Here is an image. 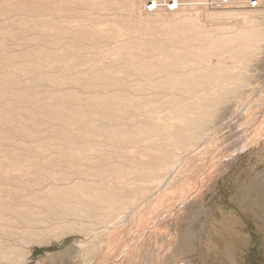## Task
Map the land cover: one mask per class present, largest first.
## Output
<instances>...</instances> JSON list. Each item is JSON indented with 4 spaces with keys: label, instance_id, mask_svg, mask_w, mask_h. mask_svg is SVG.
<instances>
[{
    "label": "bare ground",
    "instance_id": "1",
    "mask_svg": "<svg viewBox=\"0 0 264 264\" xmlns=\"http://www.w3.org/2000/svg\"><path fill=\"white\" fill-rule=\"evenodd\" d=\"M77 1L93 7L120 4L117 0ZM179 1L178 3L182 2V10L179 9L172 17H169L172 10L166 14L165 9H162L164 8L163 5L155 7V11L152 12H156L161 21L148 29V32L145 33L143 30L146 37L123 42L120 43L121 45L115 43L119 51L125 48L126 50L133 49L136 52L131 58L130 66L125 65L126 58L124 59L120 52H116L115 55L109 54L108 59L111 62L116 61L122 66V69L116 73L108 69L106 63L102 61L105 58H102L100 53V56H97L95 54H82L81 50L79 52L81 46L77 45V40V42H67L63 48L60 46L62 49L58 47L60 42H49L52 43L51 47L46 46L43 41V44L38 42L35 48L32 47L33 52L29 54V57L33 55L35 57H28V61H23L21 64L14 62L15 64L13 63L14 65L10 67L11 70L7 72V79L4 78L5 82L2 80L4 83H0V141L8 138L13 141L17 138L35 139L38 135L35 128L38 125H45V129L49 130L56 123L61 124V126L63 124L66 137L64 139L43 140L44 136L37 143L36 140L34 143L28 142L29 139L23 140L24 142L21 144L27 148L25 150L27 152L22 153L24 151H21L22 154L20 155L15 154L17 152L0 149V264H18L20 245L25 244L34 234L43 233L47 230L44 228L47 225V227L52 228H56L59 224L74 227L73 225L77 220L82 219L84 221L86 217H89L84 221L88 222L81 223L80 228L75 226L72 229L84 234H91L109 232L111 223H114L116 228V222L127 220L125 210L129 204L134 205L145 198L143 195L145 192L143 189L141 190L139 184L159 181L161 185V181L164 182V180H166V184L168 182L174 184L175 174L173 178L169 174L175 171L174 168L179 165L177 164L179 159L193 149L197 143H200L208 130L217 128L221 124L223 114L231 108L229 106L236 104L237 99L242 95L244 97L246 93L251 91L253 88L251 86L254 84L252 76L254 75L253 72H250L254 70L253 67L256 68L261 62L264 66V20L258 18L259 15L244 14L241 17L237 11L212 12V17L209 16V18L217 23L218 27L216 30L215 28L211 30L210 26L208 27L209 24H206L207 22H201L189 14L187 7H190L189 4L191 5V3H188L187 0ZM250 1L228 0L225 2V0H219L218 6L220 8L245 7L254 11L264 5V0H259L260 6L252 7ZM172 3L178 5L177 0ZM181 4L177 7H180ZM192 4L195 3L192 1ZM20 6L22 5L20 4ZM37 8L39 7L37 6ZM185 9L186 11L183 12ZM180 13L181 15H178ZM162 18H167V22L169 20L170 24L162 23L164 20ZM39 19L34 21L39 26L50 28L56 24L48 16ZM177 20L179 23H175ZM234 20L235 24L233 25L231 21ZM132 24L134 25V23ZM87 26H78L76 34L81 35L82 29ZM134 27L136 28V26ZM138 28L141 29L140 26ZM13 29L11 28V31ZM63 29L66 28L63 27ZM135 31L138 30L134 29L132 33ZM35 32L38 33L37 30ZM85 33L87 34V32ZM90 33L93 39V37L98 38L100 32L91 31ZM89 38L91 39V37ZM197 41H208V43L206 45L193 44ZM6 46H8L7 42L0 40V48ZM71 52L77 53V56L73 55L75 58H70ZM17 55L19 58V55L22 54L17 53ZM212 55L217 57L216 63L211 61ZM12 59L10 61H13ZM42 59H45V62H48L49 66H53L55 70L72 71L74 68L78 69L83 63L86 64L85 67H90H81L82 69L76 71L75 76L69 75L70 78L63 75V72L58 73L57 70H52L53 73L44 70L45 64ZM244 59L250 62L249 66H244V63L241 64ZM4 63L10 62L3 58V61H0V66H3ZM33 73H35L34 75L37 74L38 77L21 80L22 75L27 77L32 74L33 76ZM68 83L78 85L85 89L84 91L91 87H100L104 92L90 95L71 86L72 89L68 90L63 87L66 91H61L60 88L53 90L52 88L53 92L47 95H42L41 91L39 94L33 92L40 84L60 87L65 84L68 85ZM112 86L115 88L111 91ZM46 88L45 91L47 92L48 89ZM108 89L110 92L106 91ZM253 90L255 89L253 88ZM48 91L50 92V90ZM257 91L259 90L257 89ZM42 97L46 99L41 100ZM85 98L91 99L93 106L81 105L82 102L80 101ZM54 99H61L62 102L56 103ZM164 106L167 107L163 112ZM41 113L44 114L45 118L40 117L42 120L40 119L39 124L37 122L39 120L36 118ZM57 128L58 126L54 129ZM53 131L56 132V130ZM60 134L62 135L61 132ZM48 149V152L51 151L48 155L43 153ZM52 152L55 153L52 154ZM51 155L52 157H49ZM189 155L192 156V152ZM36 156L45 159L36 158ZM191 156L187 159L184 158V160L187 162L189 159L193 164L197 161L198 155H194L195 161L191 160ZM184 160H181L182 163ZM186 162L181 166L190 164ZM35 168L39 171L38 174H35L37 172ZM186 169L184 168V171ZM115 180L122 182L114 184ZM180 180L182 179L180 178ZM138 182L140 183L137 184ZM166 187L170 188L169 183ZM173 187L170 192L176 196L175 191L172 192ZM166 191L168 192V189ZM164 194L167 193L164 191ZM181 199L183 200V198ZM180 203L181 201L178 205ZM135 213L134 215H138ZM161 214L155 217V220L159 219ZM153 219V217L150 218L151 221ZM16 223H21L22 226H17ZM114 226L112 227L114 228ZM136 226L140 227L139 225ZM68 227L65 229L68 230ZM110 234L114 238L111 231ZM100 236L102 237V234ZM100 236L98 238H101ZM108 238L111 243L106 245L107 241L103 239L102 245L106 241L104 245H110L111 248L113 240L110 237L106 239ZM152 248L148 250L151 254ZM100 249L102 248L100 247ZM113 251L115 250L113 249ZM118 251L116 250V252ZM85 252L88 254L87 251ZM98 255L100 258V254ZM124 256V254H120L111 260L114 261L113 264H116ZM106 258L111 262V257L108 258L107 256Z\"/></svg>",
    "mask_w": 264,
    "mask_h": 264
},
{
    "label": "rangeland",
    "instance_id": "2",
    "mask_svg": "<svg viewBox=\"0 0 264 264\" xmlns=\"http://www.w3.org/2000/svg\"><path fill=\"white\" fill-rule=\"evenodd\" d=\"M117 1H119L120 4L114 6H106V7H93L84 3H80L77 0L74 1L73 0H0V34H1L0 40H5V42H7L8 45L6 47L0 48V59H2L0 61H3L4 58V60L7 59L8 62H10V63H4L3 66H0V81H1L0 83L5 82V80L3 79L7 77V72L11 70L10 67L15 63L21 64L23 63V61H28L29 54H31L33 52L32 50H34L32 47L35 48L37 43L38 42L42 43V41L48 47H51L52 43L51 44L49 43L51 41L60 42L58 47L61 46L63 48V46H65L67 42L70 43V41L75 42L77 40L78 41V42L76 41L77 45L79 44L81 46L80 47L81 49L78 50L79 52L81 50L82 54H95L97 56L102 55L101 57L105 58V60L102 59V61L106 63L105 65H107L108 69L116 73V71L122 69V66L120 65V63H117L116 61L111 62V60L108 59L109 54L115 55L116 52H120L123 55L124 59L126 58L125 65L130 66L131 65L130 61L132 60L131 58L133 57V54H136V52L133 49L126 50L125 48H122L123 52L119 51V49L117 50L116 48L117 45H115V43L121 45L120 43L123 42H130L134 39H141V37H146L145 36L146 31L148 32L149 31L148 29L154 27L159 21H161V19H159L160 17L156 15V12H152L155 11V9L149 10V8L147 7L149 3L152 2L151 4H154L156 7L158 5H163V3L167 1L168 2L167 5L166 6L163 5L164 8L162 9L163 10L165 9L164 12L166 14L171 12L172 10L173 13L171 12L170 13L171 16L169 17H172L173 14L175 15V12H178L179 9L182 10L181 8L182 2H180L181 0L180 1L177 0V3L178 1L180 2L178 3L177 6L181 4L180 7L176 6L177 8L170 7V4L175 0H164V1L163 0H127V1L117 0ZM187 1L188 3H191V5L189 4L190 7H187L189 10L188 11L189 14L192 17L197 18L201 22L203 21L207 22L206 24L207 25L209 24L208 27L210 26L209 28H211V30H213L214 28L216 30L218 24L214 23V21H212L209 18V16L212 17L213 13L219 11H237L238 15H240L241 17L244 14L257 15V16L259 15L258 18L264 20L263 17L264 12H261L264 11V5L262 8L258 10L251 11L245 7L220 8L218 6L219 0H187ZM192 1L193 3H195L194 5L192 4ZM212 2H217V3H212ZM19 3L22 6H20ZM211 3L217 6L215 7L211 6ZM37 6L41 9L37 8ZM41 6H43L44 8L42 9ZM3 9L6 10L4 11ZM191 9L192 11H190ZM184 11H186V9L183 10V12ZM178 15H181V13ZM44 16L45 17L48 16L49 19L51 18L54 24L56 23L55 26H51L49 28L46 26H39L35 24L34 21H38L40 20L39 18L42 19ZM162 19H164L162 20V23L165 22L166 24L168 23L170 24L169 20L167 22V18H162ZM24 22H26L27 25L28 24L29 25L27 26L26 23ZM68 22L69 24H67ZM176 22L179 23V20L175 21V23ZM231 22L233 23V25L235 24V20ZM132 23H134V25ZM32 24L35 25L32 26ZM65 24L67 25L64 26ZM138 25L141 27V29L138 28L139 27ZM78 26L81 27L87 26L85 29L84 28L82 29L83 32L81 31L82 33L81 35L76 34L78 32ZM134 26H136L137 29ZM10 27L12 29L14 28L17 31H15L14 29L13 31H11ZM63 27H65L66 29H63ZM134 29L138 31L132 33ZM35 30H37L38 33L35 32ZM43 30L44 32H42ZM143 30H145V33H143L144 32ZM91 31L100 32L99 37L98 38L93 37L92 39V35L90 33ZM51 32L53 33L51 34ZM85 32H87V34ZM54 36L56 37V40ZM88 36L91 37V39ZM83 38L87 40H84ZM196 43L201 45H206L208 41H197L194 42L193 44ZM98 48H100L101 50H99ZM7 50L9 51L7 52ZM17 53L22 55H19V58H17L18 56ZM73 55H75L76 57L77 53L71 52L70 58H73L74 57ZM1 56H3V58H1ZM32 57H35V55L29 58ZM37 57L40 58L38 55ZM11 59L13 61H10ZM210 59L214 63L217 62V57L214 55H212ZM45 61H46L45 59H42V62L45 64L44 70H48L49 72H51L52 70L54 71L55 68L53 66H49L48 62ZM243 61L241 64L244 63L243 64L244 66L250 65L249 64L250 62L247 61V59L244 62ZM94 63L95 61L92 63L93 66ZM85 65L86 64L83 63V65L81 64L78 69L77 68L72 69V71L74 72L65 71L66 69H63L62 71L57 69L56 70L59 71L58 73L63 72L62 73L63 75L72 77L75 76L76 71L80 70L81 67L82 68L90 67V66L85 67ZM263 67H264L263 63L261 62V64L259 66H256V68L253 67L254 70L250 72V73L253 72L252 74L254 76H252L253 77L252 82H254V84L257 86L256 87L253 84L251 87H253L256 90V92H254L255 90L252 91L253 89L252 88L250 91L251 94L250 92H248L244 95V97L243 95L241 96L243 98L238 97L239 99H237V103L229 106L231 108L229 109L227 108L228 109L227 112L225 110L227 114L226 113L223 114L220 122L221 126L219 125L218 126L219 128L217 127L208 130L205 136L202 138L201 142L197 143L193 149L186 152V154L181 159H179L177 163L179 165L175 166L174 168L175 171L173 173H170L172 175L169 174L171 178H173V175L175 174L176 176L174 175V179L175 182L177 181L176 183L174 182V184L173 182L172 183L168 182L170 188L166 187L168 186V183L167 184L165 183L166 180H164V182L160 180L164 186L162 184L160 185L159 181L148 182L147 184L145 183L141 184L140 182H138L137 184L140 183L139 185L141 186V190L143 189V191L147 195L143 193V195H145L144 199L139 200L134 205L129 204V207L125 210V218H127V220L124 219L125 221L122 220L116 222L117 223V224L115 223L117 225L116 228L114 226V223H111L109 232L84 234L81 231L72 229L75 226L80 228L81 223L85 224L86 222H88V221L86 222L84 221L89 217L86 218L84 217L85 218V219L83 218L84 221L80 219L82 220L81 222H79L80 220H77L75 225H73L74 227L72 226L68 227L69 226L68 225L67 226L69 228L68 230H66L67 227L65 225H61V224H59L60 226L59 225L56 226V228L47 227L48 226L47 225L44 227L47 228V230H45L43 233L34 234L33 237L29 238L25 244L22 243L20 245V250H21L20 256L17 258L18 264H107L108 262L110 264H113L114 263L113 258L119 256L120 254L121 255L124 254L125 256L121 258L122 260L120 259L116 264H264V102H263L264 101V87H263L264 68ZM34 74L35 73H33V76L31 74L28 75L27 77L25 75H22L21 80L22 79L25 80L27 78H32V77L35 78V76L37 78L38 75L37 74L34 75ZM2 80L4 82H2ZM40 85L38 86L37 89L33 91L34 93L37 92L35 94H39L41 91L42 95L45 94L47 95L53 92V90H55L54 88H60L61 91L72 89L71 87H73L74 89L79 88L82 91L85 90L79 87L78 85L72 83L71 84L68 83V85L65 84L60 87H53V86L49 87L44 84H40ZM259 86L262 87L260 88ZM63 87L66 88V90ZM45 88L50 90V92L48 90L46 92ZM113 88H115V86L114 87L112 86L110 90L112 91ZM95 89L97 92L95 91ZM257 89L259 91H257ZM86 91H84V93L90 95L91 94L96 95L104 92L103 89L100 87H93V88L91 87L89 89H86ZM106 91L110 92L109 89ZM43 98L44 97H42L41 100H43ZM85 99L80 101L83 103V104L81 103V105H84L86 107L93 106V101L91 99L89 100L88 99L85 100ZM60 100L54 99V102L56 103L62 102V100L61 101ZM66 102L68 103V100H66ZM256 103L257 104L260 103V104L257 105ZM165 107L167 106H164V108L162 107L163 112L165 111ZM41 114H39V116L36 118V120H39L37 121L39 124L41 120L45 118L43 116L44 114H42V116ZM226 115L228 116L226 117ZM40 117H42V119ZM44 126L45 125H41V126L38 125L39 128L38 127L35 128L37 134L39 135V136L37 135L35 139L17 138L14 141L11 138L4 139L3 141H0V149L8 150L14 153L17 152L15 154L20 155L22 153L27 152L25 151L27 148L21 144L27 139H29L28 142L30 143H34L35 140L37 143L42 139L52 140L51 138L64 139L66 137V132L64 133L63 131L64 130L63 124L61 126V124L56 123L55 125L50 127L49 130L45 129ZM57 126L59 129L58 128H57L58 130L54 129ZM7 127L10 128L9 126ZM53 130H56V132ZM60 132L62 133V135L60 134ZM42 137H44L45 139ZM21 151L24 152L21 153ZM46 151L43 152L46 155H48V153L51 152V151L48 152L49 149ZM201 151L204 152L201 153ZM191 152H192V156L189 155L191 154ZM53 153L55 152H52V154ZM195 154L196 156L198 155L197 161H195L194 159ZM190 156L192 157L191 160L195 161V163L193 162L195 166L191 164L192 161L190 162L189 159L188 160L190 164L188 163V160L187 162L186 160H184V158L187 159L188 157L190 158ZM49 157H52V155ZM36 158L45 159L43 157L41 158L40 156H36ZM181 160H184L183 163L186 162L189 165L188 166L183 165L184 167L181 166V164H183ZM184 168L185 169L187 168L186 171H184ZM35 171H37L35 172V174L39 173V171L36 170V168ZM187 173L189 176L187 175ZM180 178L182 180H180ZM118 181L119 180H115L114 184H118L122 182V181L121 182ZM172 187H173L172 192L175 191L174 193L176 196H173L172 193L170 192V189ZM167 189L168 192L166 191ZM164 191L167 194H164ZM180 197L183 198V200ZM162 198H164L165 200H163ZM172 200L173 202H170ZM178 201L179 202L181 201L180 205H178L179 203ZM133 210L134 212H136L135 214L138 215H134ZM159 214H161L162 216L159 219L155 220V217H157ZM132 215L134 216L133 219H132ZM152 217L154 219L151 221L150 218ZM120 224L122 225L120 226ZM20 225L21 223L17 224V226ZM136 225H139L140 227ZM112 226H114V228ZM123 226L127 230H125ZM110 231L113 233V236L116 239L115 242H114V238L111 237L112 234H110ZM107 233L109 234V236ZM101 234L102 237L100 236ZM99 236L101 238H98ZM107 237H110L113 240L111 244V248L110 245L106 246L108 243H111L109 238H108L109 241L108 239H106ZM103 239L107 241L106 242L104 240L106 242V243L104 242L106 245H104L103 243L104 246L102 245ZM133 241L137 243L135 244ZM133 244L134 246L131 247V245ZM112 245L114 248L112 247ZM150 246L153 247L152 254L151 252L148 251L151 250ZM100 247L103 250L100 249ZM86 248L89 249L87 250ZM113 249L115 251H113ZM116 250L117 251L119 250L118 251L119 253L116 252ZM84 251H87L88 254H86V252L84 253ZM98 254H100V258ZM105 256L106 257L108 256V258L111 257L110 260L113 259L111 260V262L112 261L113 262L111 263L109 259L106 260L107 258Z\"/></svg>",
    "mask_w": 264,
    "mask_h": 264
},
{
    "label": "built area",
    "instance_id": "3",
    "mask_svg": "<svg viewBox=\"0 0 264 264\" xmlns=\"http://www.w3.org/2000/svg\"><path fill=\"white\" fill-rule=\"evenodd\" d=\"M225 2H228V0H225ZM250 2H251V4H252V5H251L252 7H259V6H260V2H259V0H251ZM167 3H168V2L165 1V2L163 3V5L166 6ZM212 3H217V2H212ZM212 3H211V6H214V7L217 6V5H213ZM147 7H148L150 10H154V9H155V5H154V4H151V3H149ZM170 7H171V8H175L176 5H174L173 3H171V4H170Z\"/></svg>",
    "mask_w": 264,
    "mask_h": 264
}]
</instances>
